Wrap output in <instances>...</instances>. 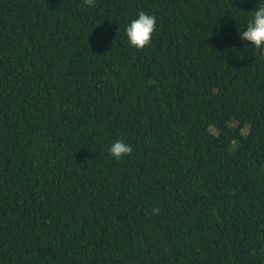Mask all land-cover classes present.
Wrapping results in <instances>:
<instances>
[{
	"label": "trees",
	"instance_id": "16d2710c",
	"mask_svg": "<svg viewBox=\"0 0 264 264\" xmlns=\"http://www.w3.org/2000/svg\"><path fill=\"white\" fill-rule=\"evenodd\" d=\"M257 2L0 0V264H264Z\"/></svg>",
	"mask_w": 264,
	"mask_h": 264
},
{
	"label": "clouds",
	"instance_id": "9594fccd",
	"mask_svg": "<svg viewBox=\"0 0 264 264\" xmlns=\"http://www.w3.org/2000/svg\"><path fill=\"white\" fill-rule=\"evenodd\" d=\"M91 3V0H86ZM251 16L247 19L239 36L242 42H250V45L264 53V0H258L257 6L250 11ZM156 16L146 11H139L135 17L124 26L125 35L130 46L143 49L152 40L156 28ZM247 46V45H246ZM133 151L130 144L123 139H117L107 149L108 155L116 160L131 154ZM152 214H158L160 209L154 207Z\"/></svg>",
	"mask_w": 264,
	"mask_h": 264
}]
</instances>
